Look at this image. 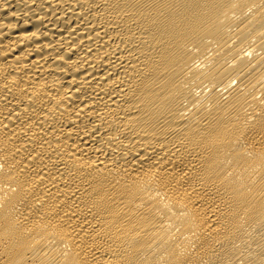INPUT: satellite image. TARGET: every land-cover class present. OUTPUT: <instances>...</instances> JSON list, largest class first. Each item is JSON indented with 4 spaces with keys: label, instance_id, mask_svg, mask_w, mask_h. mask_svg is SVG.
I'll return each mask as SVG.
<instances>
[{
    "label": "bare ground",
    "instance_id": "1",
    "mask_svg": "<svg viewBox=\"0 0 264 264\" xmlns=\"http://www.w3.org/2000/svg\"><path fill=\"white\" fill-rule=\"evenodd\" d=\"M0 264H264V0H0Z\"/></svg>",
    "mask_w": 264,
    "mask_h": 264
}]
</instances>
